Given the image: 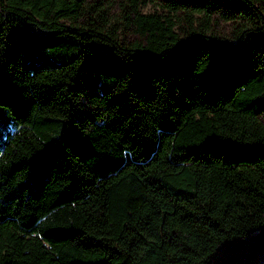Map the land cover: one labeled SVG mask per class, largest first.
I'll list each match as a JSON object with an SVG mask.
<instances>
[{"label": "trees", "instance_id": "obj_1", "mask_svg": "<svg viewBox=\"0 0 264 264\" xmlns=\"http://www.w3.org/2000/svg\"><path fill=\"white\" fill-rule=\"evenodd\" d=\"M261 252L264 0H0V264Z\"/></svg>", "mask_w": 264, "mask_h": 264}, {"label": "rangeland", "instance_id": "obj_2", "mask_svg": "<svg viewBox=\"0 0 264 264\" xmlns=\"http://www.w3.org/2000/svg\"><path fill=\"white\" fill-rule=\"evenodd\" d=\"M116 3L121 2L122 0H114ZM156 10V7L153 5H149L144 11L150 12ZM239 23L236 22H222L217 21V23L214 25L213 34L223 40H229L232 41V33L233 29L237 27ZM135 37H130V40H133ZM255 264H264V252L258 253L255 258Z\"/></svg>", "mask_w": 264, "mask_h": 264}]
</instances>
